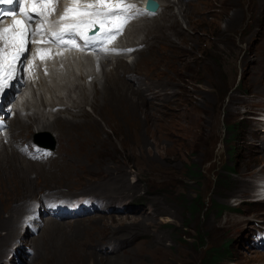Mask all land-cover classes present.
<instances>
[{"label":"rangeland","instance_id":"rangeland-1","mask_svg":"<svg viewBox=\"0 0 264 264\" xmlns=\"http://www.w3.org/2000/svg\"><path fill=\"white\" fill-rule=\"evenodd\" d=\"M159 1L166 13L132 26L122 41L143 49L116 57L127 67L105 100L86 80L94 72L88 79L100 87L101 59L50 77L35 69L32 81L16 76L18 117L28 123L37 115L41 123L33 134L10 125L16 100H7L0 146L26 161L14 141L38 139L53 143L54 158L31 161L40 174L0 185V263L13 250L22 264H264V250L250 246L252 231L264 226V202L254 200L264 176V0ZM149 38L156 39L146 49ZM3 42L1 63L13 46ZM56 101L71 105L57 116L78 126L37 131L54 119ZM44 192L127 206L64 221L43 217L30 234L31 210ZM13 215L18 228L8 226Z\"/></svg>","mask_w":264,"mask_h":264},{"label":"bare ground","instance_id":"bare-ground-1","mask_svg":"<svg viewBox=\"0 0 264 264\" xmlns=\"http://www.w3.org/2000/svg\"><path fill=\"white\" fill-rule=\"evenodd\" d=\"M117 1L118 0H108V3H109V5H114ZM70 4H73V3H70ZM92 7H93V5H92L91 0H83L80 3V7H79V12L82 15L80 19L70 17L67 13L70 12V11H73V9L70 8V7H66L65 14L60 18V20L58 21V23L60 25H63V24L69 23L72 20H74V22H81L82 20L85 19V17L87 15H90L91 14V12L93 10ZM170 25L176 26L174 21H172V23ZM145 26H143L141 28H144ZM16 39L17 38H16L14 32H12V31L6 30V31L0 32V40L1 41H9V42H11V40H13L12 42H13V44H15V40ZM164 39H166V41L169 40V38H165V36H164ZM56 51H59L60 53H62L63 54V57L62 58H56V57H54V55L52 54L53 51L51 49H46V48H44L42 46L41 43H39L38 44V48L35 49V51L32 53L33 54V58H32V61H30L28 63V65L30 67L34 68V69H37L36 68V66H37L36 64L41 63V65L44 66V70H41L40 67H39V70L37 69V72L39 71L40 75L42 76V73L44 71V72L47 73V76L50 77L52 75V71H56L57 69L62 70L64 67H67V65H68L67 63H69L71 57H73L75 59V62L77 64H80L79 63L80 62L79 55H77V54H71L69 52L66 53L62 49L56 50ZM143 54H144L143 52H138L137 55L134 54L133 56L139 57V56H141ZM133 56H130V57H133ZM102 60H103V62H102ZM104 60L106 61V63L104 62ZM114 60L116 61L115 62L116 63V66L113 67L111 70L106 71V68L108 67L110 61L112 62ZM0 64H1V62H0ZM131 64L132 65L135 64V60ZM99 66L103 69V72H104L102 75L100 74L101 76H103L102 77V81L103 82L99 84L100 87L99 88H96L95 87L96 84H97V81L94 80L95 78L89 77V79H88V76H92V74H94V72H92V73L90 72L87 75L86 80L87 81H92V85L95 88L94 89V98L97 97V96H101V98L103 100H105V97L107 96L106 94H109V91H112V89H115L116 88L113 85H121V82L117 78V74L116 73L120 69L123 70V68H126L127 67V63H126V59L125 58H120L119 57V58L111 59V58L108 57V58L101 59L100 62H99ZM9 73L10 72H8V74ZM26 74H28L30 81H32V79L36 77L35 76V73L32 74L28 70H27ZM16 79L17 78L15 77L13 80H16ZM44 79H45V77H44ZM59 80H60V78H59ZM68 80H69V78H68ZM20 82L21 81H19V83ZM19 86L20 85L19 84L16 85V83H14V81H11V82L8 83V87H7L6 91L4 92L5 94H7V96H6L7 98L5 99L4 102H2L0 108L2 109V107L4 105L3 103L7 102V100H10V99L16 100L15 101L16 104H15V106L13 108V111H14L13 116H12L13 117V120L12 121H9L8 123L10 125H12V126H17L18 128H16V129H22V130H25V131L30 132V133L32 132L31 134H33V131H31L32 130V127H33V125H35L36 127L40 126V123H41L40 120H41V118L37 117V115L31 116V117L28 116V119L30 120V122L27 123V122H24L22 119H20L18 117L19 116V110H17V108L19 109L20 107H23V106L22 105L19 106L17 104V99H16L15 96H14L15 98L13 97V94L17 91V89L19 88ZM27 91H28V89H27ZM252 98H253V96H252ZM58 101L60 102V100H58ZM58 101L54 102V103H58V104H54L53 103L54 105L52 104L53 106H51V108H53L54 106L59 105L60 103ZM22 102L23 101L21 99V101L19 102V104H21ZM68 106H71V105H68ZM76 106H78V105H76ZM68 108L69 107H64V109H68ZM3 111H4V109H3ZM3 114H4V112H3ZM52 114H54V119L51 122H49V123L43 124V127L42 128L36 129L37 131H48L49 128L47 129L46 127L49 124L52 125L51 128L54 131H58L56 129L60 128V124H62V123H63V126H66V129L69 128V127L70 128L71 127L74 128V127H77L78 126V125L76 126V124L71 119H66L65 117L63 118L61 116H57V115H60L57 111L55 113H52ZM0 115L1 116H4L1 113H0ZM80 115H82V112L80 114H78V115H73V117L74 116L77 117V116H80ZM260 122L262 123L263 120H260ZM54 126L56 128H53ZM15 132H16V130H15ZM26 134H28V133H26ZM62 140H63V138H62ZM59 147H58V150H59ZM10 148L11 147H10L9 144L8 145H5L4 147H1L0 146V185L1 184L7 185L9 183H15L16 180H25V177H28L29 174L32 171H34V172L37 171L38 174H40L43 171H42V168L37 167V164H39V165H45V164L48 163V162H44V163L43 162H40V161H43L44 160V154L42 152H35L34 153L33 161H38L37 164H36L34 162H31V161L20 160V158L13 153V151H12L13 149L11 150ZM9 149L11 151H8ZM2 155H6L5 156V159L8 158V160L5 161L4 159H2ZM251 167H252V165H251ZM262 173H263L262 171L261 172L259 171V174H262ZM256 175H258V174H256ZM252 187H254L252 184L251 185H248V186L245 187V190L247 191V190L251 189ZM39 203H40V201H39ZM15 220L17 222H19V227H20L21 219H20V217H16L15 218V216L14 217H11V219L9 220L8 226L14 228L15 227ZM72 221L74 222V220H72ZM33 223H35V222H33ZM38 224H37V227L39 226ZM52 224H53L52 221H50L49 223H47L48 227H50V225H52ZM15 228H18V227H15ZM50 229H51V227L49 228V230ZM258 251H260V250H258ZM25 252L28 254V252L26 250H25ZM2 263L4 264L3 261H2ZM20 264H22V263H20Z\"/></svg>","mask_w":264,"mask_h":264},{"label":"water","instance_id":"water-1","mask_svg":"<svg viewBox=\"0 0 264 264\" xmlns=\"http://www.w3.org/2000/svg\"><path fill=\"white\" fill-rule=\"evenodd\" d=\"M147 3H148V6H152V7H155V6H156V3H155L154 1H152V0H148ZM37 143H38L40 146L44 147V148H49V147L52 148V146H53L52 143L47 144V143H44V142L39 141V140L37 141Z\"/></svg>","mask_w":264,"mask_h":264},{"label":"trees","instance_id":"trees-1","mask_svg":"<svg viewBox=\"0 0 264 264\" xmlns=\"http://www.w3.org/2000/svg\"><path fill=\"white\" fill-rule=\"evenodd\" d=\"M189 208H192V210H195L194 202H192L191 205H189Z\"/></svg>","mask_w":264,"mask_h":264},{"label":"clouds","instance_id":"clouds-1","mask_svg":"<svg viewBox=\"0 0 264 264\" xmlns=\"http://www.w3.org/2000/svg\"><path fill=\"white\" fill-rule=\"evenodd\" d=\"M95 214V213H94ZM98 214H101V213H98ZM102 214H108V213H102ZM92 215V214H91ZM74 219V218H73ZM20 261V260H19Z\"/></svg>","mask_w":264,"mask_h":264}]
</instances>
